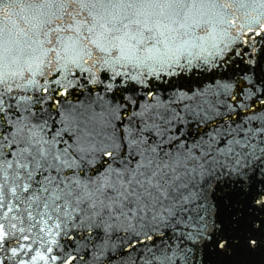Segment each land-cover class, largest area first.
Returning <instances> with one entry per match:
<instances>
[{"label":"snow or ice","instance_id":"snow-or-ice-1","mask_svg":"<svg viewBox=\"0 0 264 264\" xmlns=\"http://www.w3.org/2000/svg\"><path fill=\"white\" fill-rule=\"evenodd\" d=\"M256 37L264 0H0V264L264 252Z\"/></svg>","mask_w":264,"mask_h":264},{"label":"water","instance_id":"water-1","mask_svg":"<svg viewBox=\"0 0 264 264\" xmlns=\"http://www.w3.org/2000/svg\"><path fill=\"white\" fill-rule=\"evenodd\" d=\"M237 15L239 18L237 19L236 26L228 29L230 36H236L240 32L241 27L247 30V19L240 13ZM256 40L260 41V43L256 44L257 49L264 47V40H262L261 37H256ZM196 78L197 77H193V79ZM85 96H87V93H85ZM83 98L84 97H81V99ZM72 99L75 101L76 96H73ZM85 256L86 258H90L87 256V253H85ZM209 260L212 264H264V252L258 250L251 254L246 252H235L230 255L214 254L209 257ZM76 264H84V261H77Z\"/></svg>","mask_w":264,"mask_h":264}]
</instances>
